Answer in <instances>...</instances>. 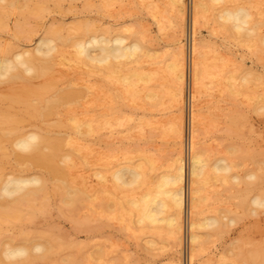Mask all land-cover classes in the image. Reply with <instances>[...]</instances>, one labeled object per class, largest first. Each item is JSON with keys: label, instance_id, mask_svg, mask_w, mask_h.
I'll list each match as a JSON object with an SVG mask.
<instances>
[{"label": "rangeland", "instance_id": "rangeland-1", "mask_svg": "<svg viewBox=\"0 0 264 264\" xmlns=\"http://www.w3.org/2000/svg\"><path fill=\"white\" fill-rule=\"evenodd\" d=\"M13 1L16 4L12 7L0 1L5 16V27L0 28V51L12 54L33 50L48 30L62 28V34L66 36L85 23L97 32L109 31L112 35L120 32L136 38L146 35V45L156 50L157 57L151 67L157 69L159 75L150 86L158 92V98L156 101L132 98L120 82L106 77L107 72L92 70L83 64H59L56 60L52 76L55 85L43 78H33L29 83L0 84V110L22 115L21 129L28 132L45 125L39 118L24 112L25 101L51 98L56 89L71 87L82 92L84 99L63 111L64 124L52 126L51 130L54 136L70 141L64 146V153L72 156L68 162V178L79 189L90 191L92 184L100 191L93 176L96 167L103 168L102 164L106 162L137 160L143 152L152 155L160 169H166L176 151V139L170 130L174 110L168 93L170 79L168 73L163 72L176 52L171 0H153L157 6L156 17L141 0H109L107 8H103V0H59L58 4L52 0L40 4L38 0H27L28 11L23 14L25 26L30 31L22 33L16 32V25L24 22L21 8L25 0ZM192 1L187 0L185 25L189 79L194 44ZM233 3L244 4L251 10L253 21L258 23L255 33L259 35L253 33L248 37L244 32L238 35L221 26L216 17L218 10L233 6ZM199 19L196 42L205 53L207 65L215 77L212 75L213 80H206L207 88L199 104L198 139L200 147L210 153V159L230 158L236 167L232 174L239 180L232 181L229 186L209 174V181L202 186L200 211L204 216H218L223 226L218 231L200 230L202 238L196 264H264V207L257 208L250 203L252 196L264 195V109H261L264 107V47L259 40L264 35V0H228L217 9L201 13ZM59 47L66 56L74 52L70 42ZM229 85L234 88L233 92ZM188 86L190 91V80ZM15 96L20 98L19 102L11 103ZM189 106L187 110L190 111ZM103 112L112 126L100 130L99 134L79 133L68 119L69 115L77 113V118L85 122L100 117ZM1 142V174L38 171L28 164L16 162L10 142ZM230 147L236 152H228ZM253 173L262 179H250L248 175ZM51 181L48 182L47 210L34 220L25 216L23 224L15 227L5 224L0 229L1 247L10 239L14 243L26 238L43 242L52 234L50 236L56 242L51 256L35 260L33 264H67L65 260L70 257L76 264L184 263L188 252L180 260L166 226L144 228L135 222L134 216L115 204L123 193L116 191L113 195L112 190L98 193L95 203L93 200V203L82 202L74 213H70L69 207L63 204L60 184ZM37 202L36 206H39L40 201ZM108 205L110 208H106ZM230 219L234 222L230 223ZM147 240H154L155 245L146 244Z\"/></svg>", "mask_w": 264, "mask_h": 264}, {"label": "bare ground", "instance_id": "bare-ground-1", "mask_svg": "<svg viewBox=\"0 0 264 264\" xmlns=\"http://www.w3.org/2000/svg\"><path fill=\"white\" fill-rule=\"evenodd\" d=\"M0 1L7 2V7L16 4L13 0ZM43 1L38 0V3ZM52 1L58 4L59 0ZM141 1L150 13L154 11L152 15L156 17L155 2ZM227 1H192L191 23L194 44L192 45L190 79L185 50L187 0H171L170 2L175 14L174 28L177 42L176 52L163 72H167L170 79L168 93L174 107L170 130L176 139V151L166 169H160L153 156L143 152L137 160L106 162L102 164L103 168L96 167L93 176L96 178V184L100 186V191L92 184L90 191L79 189L68 178V162L72 156L64 153V146L70 141L54 136L51 130L52 126L61 127L64 124L63 111L73 104L80 103L84 99V94L69 87L56 89L52 94L53 97L44 98L43 101L42 97L38 101H25L24 112L30 117L39 118L45 125L43 128H35L28 132L21 129L22 115L0 110V151H2L1 141H8L13 147L16 162L38 169L36 173L31 174L0 173V229L5 224L11 227L23 224L25 216H28L29 220L41 216L45 209L47 210L46 201L49 199L48 182L50 180L60 184L59 192L62 195L63 204L69 207L70 213H74L82 202L93 203V200L95 203L98 193L105 194L112 190L113 195L117 192L124 194L119 202H114L123 211L134 216L138 225L151 229L162 225L168 228L175 252L180 256V260L185 252H188L183 259L184 263L180 261L179 264H196L202 238L200 230L218 231L223 226L218 216H204L200 211L202 186L209 181L210 175L229 186L230 184L232 186V181L239 180L238 176L232 174L236 168L233 161L226 156L210 159V153L208 154L207 150L200 147L198 139L199 104L207 88L206 80L212 75L215 77V73L212 74L207 65L205 53L196 42L199 18L201 13H206L209 9H217L219 5ZM103 3V8L109 6V0H103ZM28 7V1L25 0L21 8L22 14L28 11ZM2 10L0 6V28L5 27V16ZM218 11L216 17L218 16L217 19L221 21V26L226 31H234L238 35L244 32L246 36L251 37L258 29V27L255 29L258 23L253 21L251 10L244 4L224 6ZM24 14V22L16 25L17 33L30 31L25 26ZM91 29L92 26L85 23L76 27L74 34L68 33L66 36L62 34V28L51 29L38 39V44L33 50H19L12 54L1 50L0 84L14 85L18 81L29 83L33 78H43L55 85L52 76L55 72L56 60H58L59 64H83L92 70L107 72L106 77L120 82L125 93L130 94L132 98L140 97L156 101L158 92L152 89L150 83L158 79V70L151 67L157 56L156 50L146 45L148 42L144 38L146 35L136 38L128 37L121 32L112 35L109 31L97 32ZM259 40L264 47V35ZM68 42L74 52L66 56L59 46ZM230 77L232 80L233 77ZM247 79L244 78L245 81ZM189 80L190 91H188ZM232 89L234 88L231 86ZM19 99L15 96L10 101L11 103L19 102ZM189 104L190 111L187 110ZM106 115V112H103L100 117H92L81 122L77 118V113H72L68 119L74 123L77 132L91 135L99 134L100 130L112 126L110 121L106 120ZM53 118L57 120L54 121ZM228 150L232 154L236 152L234 147ZM187 151H189L188 166ZM248 176L250 179H262L257 173ZM37 201H40V204H37L39 206H36ZM250 203L257 208L264 207V195L252 196ZM108 207L109 205L106 206ZM229 222L233 223L234 219H230ZM50 235L48 237L45 235L47 238L43 242L26 238L14 243L10 239L5 246H0V264H33L35 260L49 258L56 242ZM146 244L153 246L155 241L147 240ZM65 262L76 264L72 257L67 258Z\"/></svg>", "mask_w": 264, "mask_h": 264}, {"label": "clouds", "instance_id": "clouds-1", "mask_svg": "<svg viewBox=\"0 0 264 264\" xmlns=\"http://www.w3.org/2000/svg\"><path fill=\"white\" fill-rule=\"evenodd\" d=\"M37 250L39 251V250H42V249H37Z\"/></svg>", "mask_w": 264, "mask_h": 264}]
</instances>
